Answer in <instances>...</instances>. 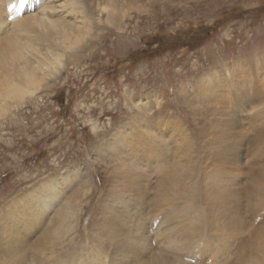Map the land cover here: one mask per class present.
<instances>
[{
  "label": "bare ground",
  "instance_id": "6f19581e",
  "mask_svg": "<svg viewBox=\"0 0 264 264\" xmlns=\"http://www.w3.org/2000/svg\"><path fill=\"white\" fill-rule=\"evenodd\" d=\"M98 12L86 0H0V109L75 65L90 23L114 11L109 2ZM242 67L200 76L206 118L196 141L179 116L154 120L150 105L135 102L136 123L108 143L114 164L93 246L46 251L81 202L66 193V175L16 198L24 209L0 232L13 264H264V162L250 161L264 158V94L239 78Z\"/></svg>",
  "mask_w": 264,
  "mask_h": 264
},
{
  "label": "rangeland",
  "instance_id": "374dc122",
  "mask_svg": "<svg viewBox=\"0 0 264 264\" xmlns=\"http://www.w3.org/2000/svg\"><path fill=\"white\" fill-rule=\"evenodd\" d=\"M109 2L115 13L90 23L75 65L0 109V232L24 209L14 200L41 194L47 181L66 175V193L80 196L71 222L45 245L54 256L97 243L92 233L114 164L108 143L136 123L135 102L150 105L154 120L179 116L196 141L206 118L201 75L242 65L239 78L264 91V0H86L96 17ZM262 156L250 161L259 167ZM0 264H13L1 239Z\"/></svg>",
  "mask_w": 264,
  "mask_h": 264
}]
</instances>
